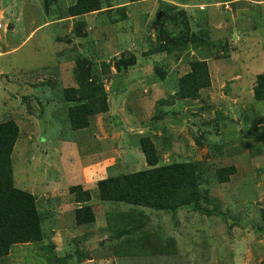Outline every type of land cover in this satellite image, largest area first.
I'll use <instances>...</instances> for the list:
<instances>
[{
	"label": "rangeland",
	"instance_id": "374dc122",
	"mask_svg": "<svg viewBox=\"0 0 264 264\" xmlns=\"http://www.w3.org/2000/svg\"><path fill=\"white\" fill-rule=\"evenodd\" d=\"M75 1L0 0V122L20 126L14 179L36 195L45 230L0 264H264V141L243 136L264 134V100L253 91L264 73V0H102L84 18L70 15ZM185 33L196 35L188 46L161 50ZM81 56L112 68L110 106L74 130L63 89L76 85ZM133 56L117 70L118 58ZM202 58L212 85L179 98L178 78ZM143 136L159 164L197 163L206 211L99 198V179L147 167ZM230 165L235 173L220 182L217 170ZM75 184L92 192V226L75 221Z\"/></svg>",
	"mask_w": 264,
	"mask_h": 264
},
{
	"label": "trees",
	"instance_id": "16d2710c",
	"mask_svg": "<svg viewBox=\"0 0 264 264\" xmlns=\"http://www.w3.org/2000/svg\"><path fill=\"white\" fill-rule=\"evenodd\" d=\"M169 5L171 6L167 12L178 8L175 4ZM107 7L113 9L111 4ZM103 8L105 6L102 0H76L70 5L69 13L71 16L84 18L85 14ZM123 11L125 12V8ZM182 13L185 14V9ZM172 37L173 39L160 44L161 50L168 51L170 45L177 48L178 45L188 46L196 35L185 33L182 38ZM208 42L205 41V44ZM133 63L134 56L129 59L118 58L114 65L118 71H122ZM73 75L76 85L65 87L63 96L69 104L67 118L70 125L72 129L78 130L89 127L91 117L95 114L109 110L104 78H111L112 68L99 70L90 57L81 56L77 58ZM211 85L207 59H195L190 63V69L178 78L177 94L181 99H197L201 97L202 90ZM253 91L255 99L264 100V73L258 75ZM254 129L260 130L258 126ZM252 131L249 129L247 133H243L244 138L255 137L259 142L264 141V134ZM19 136L20 126L16 120L0 122V257L7 256L17 245L36 243L45 238L36 195L15 183L12 155ZM140 150L146 157L147 167L99 179L97 188L101 200L172 212L186 207L198 212L206 211V207L202 205L204 195L201 190V175L195 161L159 164V151L150 136L141 138ZM235 171L234 165L220 167L217 170L219 181L227 182ZM69 190L75 193V201L80 203L75 208L76 223L83 227L92 226L96 221V213L90 203L93 199L92 192L89 189L83 190L79 184L72 185ZM120 232L131 234L134 229L126 227Z\"/></svg>",
	"mask_w": 264,
	"mask_h": 264
}]
</instances>
